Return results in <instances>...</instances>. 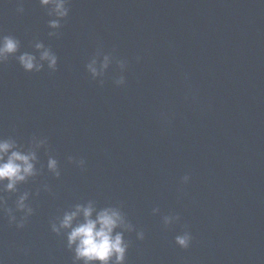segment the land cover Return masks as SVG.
<instances>
[{"label": "water", "instance_id": "95a60500", "mask_svg": "<svg viewBox=\"0 0 264 264\" xmlns=\"http://www.w3.org/2000/svg\"><path fill=\"white\" fill-rule=\"evenodd\" d=\"M17 8L0 0V34L20 40L16 55L43 43L57 67L10 56L0 72L133 225L140 261L264 264V0H70L60 29L39 0Z\"/></svg>", "mask_w": 264, "mask_h": 264}, {"label": "clouds", "instance_id": "9594fccd", "mask_svg": "<svg viewBox=\"0 0 264 264\" xmlns=\"http://www.w3.org/2000/svg\"><path fill=\"white\" fill-rule=\"evenodd\" d=\"M24 0H18V12H23ZM41 6L47 8V15L52 17L48 20V26L51 29H60L61 21L69 15L70 0H39ZM49 36H57L58 33L50 31ZM21 42L13 35L0 34V64L6 62L10 56H15L21 67L26 72H39L44 63L47 62L48 68L53 71L57 67V55L49 48H46L43 43L37 42L36 49H42L39 53V58L33 53L23 51L19 55ZM99 52L97 56H99ZM139 59V57H137ZM97 59L94 57L90 63L86 65L87 69L95 77L102 74L103 70L108 68L110 63L109 55H104L100 63L99 71L95 67ZM118 64L123 72L127 65L126 60L118 61ZM102 83V82H101ZM126 83L125 76L121 74L115 80L117 86ZM47 144V137L37 138L33 135L25 147L23 143H19L13 137L0 138V210H3L8 215V222L15 223L17 228L24 227L27 218L32 215V207L26 203L29 198V192L25 191L18 195L15 200V208L6 207L4 193H16L17 186L26 182L30 177L37 175L38 169L36 163L38 161L37 150ZM75 158L69 156V161ZM79 163L84 164V160ZM48 169L56 176L60 175L57 167V160L49 157L47 162ZM189 175L182 177V182L189 181ZM6 181V183H5ZM47 188V186H44ZM159 209H154L156 212ZM19 211L23 215L17 219L15 212ZM95 211V217L93 212ZM83 217L82 220L77 217ZM178 214L175 216H165L163 218L164 225L167 226L173 220H179ZM59 224L52 223L51 231L60 234L61 230L66 231L67 248L74 253L73 264L77 261H83V264H93L99 261L100 264H125L126 254L129 248V241L124 239V231H133V225L126 221L124 214L116 207H105L96 211L92 202L86 206L77 204L75 210L66 211L62 218H58ZM75 221V223H74ZM117 228L123 231H116ZM137 238L143 239V230L137 232ZM192 240V235L189 231H184L182 234L175 236V242L181 248H188Z\"/></svg>", "mask_w": 264, "mask_h": 264}]
</instances>
